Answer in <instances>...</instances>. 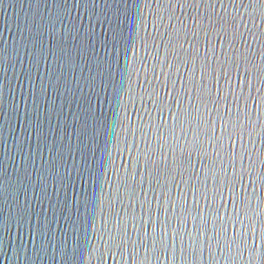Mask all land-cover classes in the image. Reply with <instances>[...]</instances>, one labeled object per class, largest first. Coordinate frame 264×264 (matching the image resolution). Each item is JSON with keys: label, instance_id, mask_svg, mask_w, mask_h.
Returning a JSON list of instances; mask_svg holds the SVG:
<instances>
[{"label": "water", "instance_id": "obj_1", "mask_svg": "<svg viewBox=\"0 0 264 264\" xmlns=\"http://www.w3.org/2000/svg\"><path fill=\"white\" fill-rule=\"evenodd\" d=\"M213 10L236 15L238 20L243 17L242 26L246 25L235 47H244L240 50L248 61L241 65V76L245 66L253 73L249 79L255 103L249 100L248 109L254 131L250 143L245 130L243 144L255 159L257 152L264 151L260 127L264 87L259 76L264 68V3L260 0H235L234 5L223 0V7L220 0L212 4L140 0L138 7L134 0H0V264H132L131 252L114 248L113 240L131 230L134 221L139 227L145 155L161 160L162 150L150 131L160 123L154 107L157 92L166 77L169 90L175 85L179 92L180 78L190 89L187 71L194 67L195 79H200L199 61L188 59L183 33L181 40L175 39L180 30L177 21L196 23V13L207 20ZM50 26L63 36L59 49L54 39L49 42ZM137 33L143 39L129 41ZM210 39L212 45L200 34L201 56L207 46H214L218 54L224 51L223 36ZM129 68L131 81L123 82L121 124L113 131V87ZM239 80L233 69V83ZM244 92L249 93L248 84ZM163 119L171 122L167 110ZM169 145L171 140L165 154ZM180 152L176 148L177 155ZM236 153L239 170L248 165L239 141ZM244 183H249L247 174ZM143 187L147 192V178ZM262 198L264 192L258 189L252 197L254 211L249 212L253 221L248 243L253 244L254 234L255 248L264 247L258 223L264 219ZM152 207L155 210V201ZM191 223L189 218V227ZM228 232L231 235V224ZM143 258L141 250L136 264ZM168 261L256 264L255 254L247 250L226 259L219 249L212 255L205 248L196 257L189 253L183 259L179 246L174 252L169 249L165 260L160 258V264ZM151 264L157 261L153 258Z\"/></svg>", "mask_w": 264, "mask_h": 264}, {"label": "snow or ice", "instance_id": "obj_2", "mask_svg": "<svg viewBox=\"0 0 264 264\" xmlns=\"http://www.w3.org/2000/svg\"><path fill=\"white\" fill-rule=\"evenodd\" d=\"M134 2L138 7L140 0ZM205 2L212 4L214 0H191V3L197 4ZM251 2L255 0H250ZM260 2L264 3V0ZM220 3L223 7V0H220ZM231 3L234 5L235 0H231ZM194 17L197 22L190 25L183 20L177 21L180 30L176 32L175 39L181 40V32L183 33L182 43L189 46L188 59L194 63L199 61L200 79L198 81L195 79L194 67L187 71L190 72L187 82L191 85L190 89L182 78L179 79L181 83L179 92L175 85L169 90L167 77L165 83L160 85L154 104L160 115V123L150 128V131L155 134L157 144L162 150L161 160L156 162L151 159L150 153L145 155L144 174L140 181V191L144 200L141 204L139 227L134 221L131 230L125 229L122 235L114 238L113 246L116 249L123 248L125 253L131 252L132 264H136V258L141 250L144 258L140 264L145 262L151 264L153 258L160 264V258L163 257L165 260L169 249L174 252L177 246L183 259L189 253L196 257L205 248L212 255L219 249L220 254L226 259L240 256L247 250L250 254H255L256 264H264V247H254V234L253 244L248 243L249 227L253 221L249 212L254 211L251 207L252 197L257 195L258 189L264 192V151L257 152L253 159L243 144L246 129L249 142H252L254 126L251 125L252 115L248 109V102L251 100L255 103L249 79L253 73L245 66L243 75L240 74L241 65L248 63L247 57L240 50L244 47L241 44L240 49L235 47L244 37V32L240 29L246 28V25L242 26L243 17L238 20L236 15H229L227 12L220 14L213 10L212 13H208L207 20L197 13ZM261 20L264 21V13L261 14ZM201 33L207 39L208 45L213 44L211 37L223 36L221 47L224 51L222 53L219 51L218 54L214 46H207L201 56L198 48ZM49 38L50 43L54 39L59 49L63 36L57 33L53 26L49 28ZM128 39L134 41L143 38L137 33L136 37L129 36ZM214 43L216 44V41ZM50 54L54 55L51 50ZM184 63L186 65L187 60ZM233 69L236 71V78L240 77L239 84L233 83ZM259 76L261 86L264 87V68L260 69ZM178 77L179 71L177 79ZM125 78L131 81L130 68L121 75L120 82L113 87L112 102L115 105L111 109L113 131L121 124L120 111L124 103ZM245 84L249 85L247 95L244 92ZM257 95H260L259 91ZM260 99L264 101V95H261ZM165 110L171 118L170 123L163 119ZM260 127L261 143L264 144V124ZM169 140L174 146L169 145L168 154H165L163 149ZM181 140L184 141L183 145L180 143ZM236 141L240 142L241 150L248 156V165L242 164L239 170L235 165ZM176 148L181 149L179 155ZM252 151L256 152V149L253 148ZM193 156L196 163H193ZM245 174L249 181L247 185L244 183ZM145 178L148 183L147 192L143 187ZM238 186L241 188L240 192L237 191ZM249 187L252 189L251 193L248 191ZM149 192L152 193L151 198L148 196ZM153 201L156 203L155 210L152 207ZM259 203L264 205V198ZM189 218L192 221L191 227L188 226ZM209 219L212 221L211 228L208 227ZM258 223L260 240L264 242V219ZM229 224L232 225L231 235L228 232ZM237 224L240 225L239 229L235 227ZM168 264L172 262L168 261Z\"/></svg>", "mask_w": 264, "mask_h": 264}]
</instances>
